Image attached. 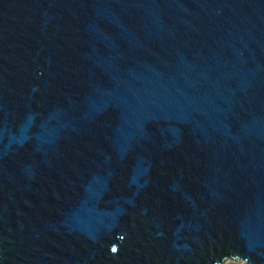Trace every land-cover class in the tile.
Listing matches in <instances>:
<instances>
[{
	"label": "water",
	"instance_id": "1",
	"mask_svg": "<svg viewBox=\"0 0 264 264\" xmlns=\"http://www.w3.org/2000/svg\"><path fill=\"white\" fill-rule=\"evenodd\" d=\"M264 264V0H0V264Z\"/></svg>",
	"mask_w": 264,
	"mask_h": 264
},
{
	"label": "rangeland",
	"instance_id": "2",
	"mask_svg": "<svg viewBox=\"0 0 264 264\" xmlns=\"http://www.w3.org/2000/svg\"><path fill=\"white\" fill-rule=\"evenodd\" d=\"M232 262V263H231ZM225 264H245L243 261H234V260H229Z\"/></svg>",
	"mask_w": 264,
	"mask_h": 264
},
{
	"label": "trees",
	"instance_id": "3",
	"mask_svg": "<svg viewBox=\"0 0 264 264\" xmlns=\"http://www.w3.org/2000/svg\"><path fill=\"white\" fill-rule=\"evenodd\" d=\"M232 263V262H231Z\"/></svg>",
	"mask_w": 264,
	"mask_h": 264
}]
</instances>
